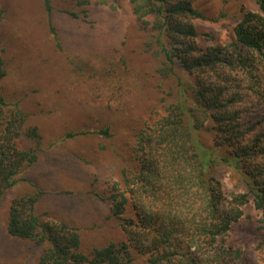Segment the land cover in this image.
<instances>
[{
    "label": "trees",
    "instance_id": "1",
    "mask_svg": "<svg viewBox=\"0 0 264 264\" xmlns=\"http://www.w3.org/2000/svg\"><path fill=\"white\" fill-rule=\"evenodd\" d=\"M255 1L258 11L245 12L228 43L202 46L199 39L214 37L199 33L195 21L206 16L190 1L130 0L140 20L152 19L156 55L176 79L177 92L162 114L137 132L131 160L121 171L124 190L113 195L111 213L126 240L86 255L78 229L41 221L40 190L12 197L7 233L44 247L36 264H133L134 251L150 264H245L242 250L226 239L250 198L264 224V0ZM45 7L52 27L50 0ZM3 20L0 6V26ZM182 75L193 81L187 85ZM6 76L0 50V80ZM29 119L20 104L0 93V199L20 182H30L22 175L39 160L41 135ZM202 128L211 132L212 147L200 143ZM98 133L111 136L109 127ZM22 140L31 146L22 149ZM219 166L230 168L246 192L227 197L213 175ZM129 204L132 215L126 212Z\"/></svg>",
    "mask_w": 264,
    "mask_h": 264
},
{
    "label": "rangeland",
    "instance_id": "2",
    "mask_svg": "<svg viewBox=\"0 0 264 264\" xmlns=\"http://www.w3.org/2000/svg\"><path fill=\"white\" fill-rule=\"evenodd\" d=\"M50 1L52 27L45 0H0V50L7 70L0 93L29 114L42 145L38 162L22 175L30 182H20L0 199V264L38 261L44 247L10 236L6 227L11 198L39 190L41 221H64L78 229L82 253L126 240L121 221L111 213L113 195L124 190L121 171L131 160L137 132L160 116L177 92L176 79L156 55L152 19L140 20L130 0ZM187 1L206 16L195 21L199 33L214 37L199 39L202 46H224L245 12L258 11L255 0ZM73 11L78 19L69 14ZM181 77L187 85L193 81ZM107 127L110 137L98 133ZM198 135L203 147L213 146L208 129ZM19 146L28 149L31 142ZM213 175L227 197L246 192L230 168L216 167ZM242 209L226 244L242 250L245 264H264L262 214L252 198ZM126 212L132 215L130 204ZM133 253V264H150Z\"/></svg>",
    "mask_w": 264,
    "mask_h": 264
}]
</instances>
